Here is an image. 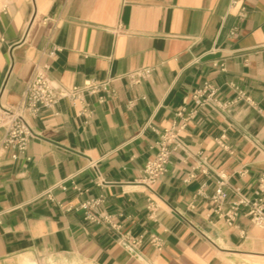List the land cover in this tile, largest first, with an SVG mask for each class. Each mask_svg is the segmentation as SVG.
<instances>
[{
	"label": "crops",
	"instance_id": "crops-1",
	"mask_svg": "<svg viewBox=\"0 0 264 264\" xmlns=\"http://www.w3.org/2000/svg\"><path fill=\"white\" fill-rule=\"evenodd\" d=\"M231 1L0 0V107L21 102L39 65L65 88L110 82L31 119L25 156L0 150V264H264L247 208L232 226L224 216L264 174V0ZM207 82L215 100L199 105ZM187 118L168 172L152 191L137 185L160 134ZM95 199L99 222L79 208ZM127 234L136 253L120 244Z\"/></svg>",
	"mask_w": 264,
	"mask_h": 264
},
{
	"label": "built area",
	"instance_id": "built-area-1",
	"mask_svg": "<svg viewBox=\"0 0 264 264\" xmlns=\"http://www.w3.org/2000/svg\"><path fill=\"white\" fill-rule=\"evenodd\" d=\"M241 0H232L230 7L236 8ZM239 17L245 18L246 10L241 7L239 9ZM237 34L233 30L230 35L234 37ZM224 69L223 64L217 65ZM149 69H141L131 72L129 76L135 83L141 79L148 77ZM109 81H96L88 79L82 86H74L65 88L55 83L49 76V66L39 65L36 68L35 75L28 83L21 102L15 106L0 107V127L5 129V137L2 140L0 150L2 152H11L12 158L17 159L25 156L28 147L34 138L30 120L37 118L43 110L53 111L54 108L62 100L69 101L72 105L83 104L84 95H95L101 92H108ZM217 89L210 83H205L201 90L193 94V98L199 105L208 104L214 101ZM205 99H202L203 96ZM85 113L86 110L81 111ZM178 117L183 116V110L177 114ZM188 118L183 123L173 125L165 129L159 136L156 144V152L152 159L148 160L143 169L142 177L137 180V185L152 191L157 182L168 172L171 155L181 148L182 143L180 134L186 127ZM94 165V164H92ZM74 176H70L65 180L57 183L53 188L46 191L43 195L52 200V190L59 188L67 190L66 182L72 181ZM73 188L79 190L74 183ZM227 182L224 176H221L218 182V188L212 197L213 202L217 206V212H222L227 204L228 194L224 190ZM102 203V199L88 200L80 204L79 208L84 210L86 219L92 222H99L100 216L94 211ZM229 209L224 213L226 222L232 226L236 218L239 216L240 208L246 207L251 222L264 230V174L259 178L258 188L255 191V198L251 199L246 196L239 195L238 199L229 203ZM156 206L150 205V217H153ZM152 242L158 248L161 247V241L156 236L152 237ZM120 244L129 252L136 253L141 244L140 238H134L131 235H123L120 238ZM45 264V263H42Z\"/></svg>",
	"mask_w": 264,
	"mask_h": 264
},
{
	"label": "bare ground",
	"instance_id": "bare-ground-1",
	"mask_svg": "<svg viewBox=\"0 0 264 264\" xmlns=\"http://www.w3.org/2000/svg\"><path fill=\"white\" fill-rule=\"evenodd\" d=\"M24 264H33V263L25 262Z\"/></svg>",
	"mask_w": 264,
	"mask_h": 264
}]
</instances>
